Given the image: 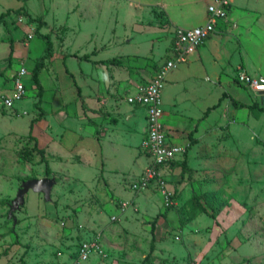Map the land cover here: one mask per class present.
<instances>
[{"label":"rangeland","instance_id":"rangeland-1","mask_svg":"<svg viewBox=\"0 0 264 264\" xmlns=\"http://www.w3.org/2000/svg\"><path fill=\"white\" fill-rule=\"evenodd\" d=\"M86 1L29 0L39 13L35 17L26 14L27 20L21 23L20 17L25 13L15 12L16 24L24 30L21 42H29L28 34L33 32L35 38L30 43L41 54L45 52L46 41L51 43L49 52L53 53L54 46L74 57L90 59L95 52L84 48L95 46L104 47L102 57L106 59L130 54L124 60L115 57L120 63L117 68L123 70L121 76L115 73L117 77L113 76L110 82L95 79L88 83L87 89L88 94L94 92L101 102V96L109 98L112 105L123 109L121 115L126 117L133 108L126 101L127 95L149 84L165 64L177 28L163 10L148 1L106 0L101 28H97L98 33H89L82 25L83 20L73 15L71 18L70 13L84 17L91 10L99 11L105 1L94 0L92 5ZM233 5L232 0V9ZM239 5L243 3H236L235 7ZM116 12L124 16V29L121 22L117 23ZM245 13L253 19L263 18L255 7ZM75 21L80 23L79 29ZM230 24L219 30L220 42L228 44L223 53L218 52L221 59L215 57L214 64L204 63L203 72L185 73L177 82L176 73L183 66L168 75L163 108L168 117L181 118L177 119L178 128L174 134L171 131V136L178 138L177 146L184 148V154L162 168L164 184L143 183L150 158L143 147L145 132L141 128L137 157L130 169L121 173L120 185L103 175L84 180V185L77 173H71L68 180L55 178L50 166L47 173L46 151L39 148L33 133L37 121L32 119L42 115L39 107L42 99L33 79L26 76L27 94L14 106L3 107L0 102L1 119L12 121L11 127L0 133V262L264 264V111L251 108L244 120L224 112L212 127L200 129L205 121L200 118L206 109L218 103L227 92L226 86H237L236 71L244 69L240 60L237 70L229 71L242 51L239 30ZM115 27L117 33L124 30L123 39L117 44ZM70 46L76 49L68 51ZM232 50L234 57L230 55ZM224 64L228 67H223ZM70 67L74 68V63ZM108 69L114 70L109 66ZM251 70L254 67H248L252 73ZM105 89L108 98L104 96ZM76 95L81 96L79 92ZM242 95L245 101L240 103L252 107L251 101L256 99L248 90H242ZM17 104L26 107V114L15 111ZM168 117L165 125L170 127L174 119ZM196 117L200 120L194 121ZM109 121L115 123L119 118L112 117ZM123 123L127 125L126 120ZM4 125L5 122L0 128ZM190 134L196 138V144H191ZM185 159L188 171L183 167ZM45 178H55L59 183L51 199L31 190L25 195L24 204L14 209L23 184ZM202 207L209 214L215 212L216 219L203 213ZM91 242L97 248L88 259L81 260L82 245Z\"/></svg>","mask_w":264,"mask_h":264},{"label":"crops","instance_id":"crops-1","mask_svg":"<svg viewBox=\"0 0 264 264\" xmlns=\"http://www.w3.org/2000/svg\"><path fill=\"white\" fill-rule=\"evenodd\" d=\"M93 1L94 0H88L86 2L92 5ZM104 1V3L100 4L99 11L96 12L91 10V12L84 17H82L81 14L77 15V12H71V18L73 15L77 20L82 19V25L86 31H89V33H98L97 28H101L100 24L102 20H105L104 14L106 12V6H104V4H106V0ZM132 1L136 3L148 1L150 4H154L153 6L156 5L163 10L165 16L175 28L191 29L206 23L207 8L214 0ZM262 1L264 0H233L235 9H232L229 19L223 22L219 28V30L224 27L226 28L227 25H231L230 23H232L233 27L235 26L241 35V37H239L240 42H242L241 55L240 58L237 56L236 65L229 68L230 72L237 70L238 63L241 60L244 70L250 75L264 77V3H262ZM239 2L243 3V5L235 7V4H239ZM254 7L255 10L263 14V18L253 19L252 16H248L245 13L246 9L253 10ZM19 11L20 13H25L24 15L22 14L25 19L27 18L26 14L35 17L37 16L35 13H39L38 10L35 9L33 2H29V0H0V18L4 16L0 19V98L12 95L13 78L20 68L25 67L28 71V77L33 79L34 69L42 60L45 63V67L39 74V81L43 87L42 103L39 105L42 110V115L32 119V121H37L34 124L33 133L38 141L39 148L46 151L47 160L49 161L53 176L58 179L68 180V178L71 177L69 176L71 173L72 175L77 173L84 185L86 184L84 180L96 178L97 175H103L104 178L111 179L115 185H120L123 171L127 168L130 169L129 166L132 165L133 160L137 157V145L141 139L138 130L140 128L144 130V132L146 130V111L143 108L132 106V111L135 113L131 111L126 117H123L121 115L123 109L119 106L112 105L109 101L107 86H105L107 89H105L103 93L109 100L101 96V99H103L102 102L95 96L96 94L94 92L88 94L87 89L88 83H93L95 79L101 78L103 82H110L113 76L117 77L115 73L120 76L123 74V70L117 68V66H120V63H118V65H104L101 62L117 59L115 57H122V60H124V57H128L130 54H119L112 59H106L102 57L105 51L104 47L95 46L84 48L85 51L91 50L95 52V55L90 59L83 60L81 59L83 56L74 57L62 53L60 48H55L54 46L52 48L53 53H51L49 52L50 49L47 42L45 52L41 54V51L36 52L33 47L35 45L30 43L35 37L29 42H21L24 30L17 26V19L14 17V15H16L15 12ZM91 13H99V15L94 16V14ZM115 16V18L119 20L117 23L121 22L122 28L124 29L123 14L116 12ZM74 25L79 29L80 23L75 21ZM94 26L96 29L93 28ZM114 29H116L115 41L117 44L119 40L123 39L124 30L121 29V32L117 33L118 28L115 27ZM219 30L201 49L190 57L186 65H182V71L176 73V82L179 81L178 79H182L185 73L195 74L196 71L203 72L204 63H208V65L214 64L215 57L221 59L220 55L218 56V52L223 53L228 44L220 42ZM228 38L227 36L226 39ZM74 46H70L67 50L76 49ZM38 47L39 46H37V48ZM74 54L75 53L72 55ZM230 55L233 57L235 56L233 50ZM243 55L247 58L245 59ZM46 56L47 58L44 59ZM170 56L169 50L167 60ZM199 60H201L202 63H200ZM71 63H74V68L70 67ZM108 66L114 70H109ZM226 66L225 64L223 65V67ZM250 66L254 67V70H251L254 75L248 71V67ZM236 72L238 73V71ZM215 75H217V73ZM83 83H85V87ZM78 88L81 96L76 95V93L79 92H77ZM226 89L227 92H224L225 94H228L239 102L245 101L242 90L247 89L244 87L237 84V86L228 85ZM240 90V95L236 94V92L238 93ZM135 91L136 89L131 93ZM220 100L221 98L218 103ZM229 102H231L230 98H228L225 107L220 108L219 106L220 109L217 108L218 110L212 111L213 113L211 112L208 117L205 118L203 116L200 118L205 120L200 129L205 130L206 128L212 127L224 112H229L230 115H234L240 120L247 118L250 113L249 109H236L233 107L232 102L230 104ZM252 102L254 101L252 100L251 103ZM26 110V107L22 104H20V106L18 104L15 105V111L20 114H26ZM112 117L119 118V121L112 123L109 121ZM167 117L165 112L164 124L166 123ZM168 118L174 119V123L170 127L166 125L165 127L168 131L170 141L177 145L176 141L178 138L174 135L172 137L171 131L172 134H174L173 131H175V128H178V126H176L177 119L181 118L177 116L176 118H171L170 115ZM200 119L196 117L194 121ZM0 120V123H2L0 126L5 122V125L0 128V133H4L6 129L11 127L12 121H3L1 117ZM123 120L127 121V125H124ZM31 122L28 124V127ZM18 124L19 123H17V125ZM190 136L192 135L190 134ZM193 139L196 140L194 137ZM196 143L197 140L194 144ZM55 178L52 179L55 180ZM55 182L51 195L54 194L53 191L57 188L56 185L59 184L56 180ZM6 263L7 262H0V264Z\"/></svg>","mask_w":264,"mask_h":264},{"label":"built area","instance_id":"built-area-1","mask_svg":"<svg viewBox=\"0 0 264 264\" xmlns=\"http://www.w3.org/2000/svg\"><path fill=\"white\" fill-rule=\"evenodd\" d=\"M231 10L232 0H214L207 8V20L204 25L191 29L178 28L171 45L170 58L161 66L149 84L141 86L134 93L127 95V103L143 108L147 115V126L142 143L149 154L150 164L146 170L143 183L156 181L164 184L162 168L177 161L178 157L184 154V148L170 141L163 121L165 116L163 89L168 75L189 62L190 57L218 32L223 22L229 19ZM25 21L24 17H20L21 23ZM34 34L33 32L29 33L28 38L32 40ZM26 76H28V71L25 67L20 68L15 74L13 94L0 98L3 107L10 108L26 96L27 86L24 82ZM235 82L247 89L256 99L254 102L264 109V77L252 76L243 69L238 71ZM134 187L137 188V185ZM96 248V243L83 244L80 259H88Z\"/></svg>","mask_w":264,"mask_h":264},{"label":"trees","instance_id":"trees-1","mask_svg":"<svg viewBox=\"0 0 264 264\" xmlns=\"http://www.w3.org/2000/svg\"><path fill=\"white\" fill-rule=\"evenodd\" d=\"M3 17H4V16H2L0 19H2ZM46 42H47V45H48V47H49V49H50V47H51V43L48 42V41H46ZM11 57H12V55H11ZM46 58H47V56H46L44 59H46ZM81 59H83V60H87L88 58L83 57V58H81ZM101 63L104 64V65H118V63H117V59H112V60H108V61H103V62H101ZM44 67H45V64H44V62L41 60V61L36 65V67H35V69H34V72H33V80H34V82H35L37 88L39 89V96H40V98H42L43 87H42V85H41V83H40V81H39V74H40L41 70H42ZM78 91H79V94H80V90H79V88H78ZM228 98H230V100H231V102H232V104H233V107L236 108V109L247 108V109L250 110L251 108L253 109L254 107H256V108H259V110H262V108L259 106L258 103H255V102H254V104H252V107H249V106H247V105H244V104L240 103L239 101L235 100L234 98L230 97L228 94H225V93H224L223 96L221 97L220 102H219L217 105L208 108V110L205 112L204 117H205V118L208 117V115H209L212 111H214V110H216L217 108H219V106H220V104H221V102H222L223 100L228 99ZM262 111H264V109H263ZM190 137L192 138V136H190ZM195 142H196V140H194V139L192 138V139H191V144H194ZM48 167H49V165L47 164V173H49V169H48ZM183 167H184V170H185V171L190 170V168L186 165V160L184 161ZM201 211H202L203 213H205V214L210 215L211 218L216 219V213H215V212H213V214H209V212H208L205 208H203V207L201 208ZM155 229H156V223L153 224V233L155 232Z\"/></svg>","mask_w":264,"mask_h":264},{"label":"water","instance_id":"water-1","mask_svg":"<svg viewBox=\"0 0 264 264\" xmlns=\"http://www.w3.org/2000/svg\"><path fill=\"white\" fill-rule=\"evenodd\" d=\"M55 183L54 179L48 178L31 180L24 183L22 190H20L18 197L14 202V209L18 208L20 204H24L25 195L31 190L37 193H43L46 200H50L51 192Z\"/></svg>","mask_w":264,"mask_h":264}]
</instances>
